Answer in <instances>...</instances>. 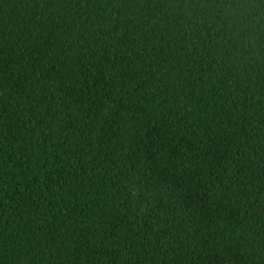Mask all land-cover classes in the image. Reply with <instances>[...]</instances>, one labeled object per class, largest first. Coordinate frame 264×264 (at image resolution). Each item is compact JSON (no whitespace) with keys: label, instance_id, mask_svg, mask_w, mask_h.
I'll list each match as a JSON object with an SVG mask.
<instances>
[{"label":"trees","instance_id":"obj_1","mask_svg":"<svg viewBox=\"0 0 264 264\" xmlns=\"http://www.w3.org/2000/svg\"><path fill=\"white\" fill-rule=\"evenodd\" d=\"M0 264H264V0H0Z\"/></svg>","mask_w":264,"mask_h":264}]
</instances>
